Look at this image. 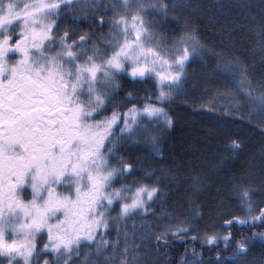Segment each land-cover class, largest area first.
Here are the masks:
<instances>
[{
  "label": "snow or ice",
  "instance_id": "snow-or-ice-1",
  "mask_svg": "<svg viewBox=\"0 0 264 264\" xmlns=\"http://www.w3.org/2000/svg\"><path fill=\"white\" fill-rule=\"evenodd\" d=\"M75 3L0 0V264H77L83 248L88 252L79 264H140L138 240L166 248L170 237L198 231L194 203L190 218L157 215L152 206L166 193L131 149L147 146L160 155V138L149 128L172 125L160 105L171 101L186 66L207 49L191 30L175 39L161 35L162 25L148 16H168L163 0H112L105 9L110 16L90 12L92 23L109 28L100 40L72 26L77 21L66 10ZM260 34L264 49V24ZM218 55L225 77L246 86L245 106L264 113V91L253 94L245 63ZM124 77L151 81L156 94L125 91ZM238 191L246 217L223 226L264 227V200L254 202L257 193L243 185ZM141 214L169 222L145 223L151 231L142 235L127 231L126 221ZM203 239L227 246L234 236ZM246 243L235 241L238 253Z\"/></svg>",
  "mask_w": 264,
  "mask_h": 264
},
{
  "label": "trees",
  "instance_id": "trees-1",
  "mask_svg": "<svg viewBox=\"0 0 264 264\" xmlns=\"http://www.w3.org/2000/svg\"><path fill=\"white\" fill-rule=\"evenodd\" d=\"M163 2L169 7L166 18L156 12H150L148 16L157 25H162L161 35L175 39L191 30L207 53L193 58L186 66L187 76L181 88L170 102L160 105L169 112L172 125L159 127L153 123L149 128L150 134L160 138V155L147 146L131 151L141 158L143 166L156 173L166 193L160 203L152 206L157 215L190 218L194 203L199 209V215L195 217L198 231L170 237L166 248L154 247L152 240H138L137 244H141L140 264H183L196 258L207 264H223L224 259L231 263L240 255L245 257L246 264H264V236L261 235L264 227L223 226L234 217H246V212L241 211L240 186L257 193L252 196L254 202L264 200V113L258 107L245 106L247 97L243 93L246 86L242 87L238 78L225 77L224 64L218 55L223 54L225 61L239 57L249 69L253 94L264 91L260 87L264 79V49L260 34V25L264 24V0ZM111 3L112 0H96L95 6L90 7L88 0H76L74 7L66 11L77 21L73 27H78L81 32H95L97 35L92 39L100 40L109 28L92 23L90 12L97 17L110 16L105 9ZM67 26L62 25V28ZM121 83L125 91H133L139 97L156 94L151 81L139 82L124 77ZM225 104L230 106L223 108ZM233 141L240 145L239 149L233 148ZM260 206L264 207V204ZM168 222L141 214L128 219L126 225L127 231L142 235L151 231L143 227L145 223ZM229 233L233 234L234 241L227 246L223 240L208 245L203 239L205 235L222 237ZM245 238L246 251L238 253L235 241ZM87 252L88 249L83 248L79 258H74L77 264L84 260ZM88 259L95 257L89 255ZM0 261L4 260L0 258Z\"/></svg>",
  "mask_w": 264,
  "mask_h": 264
},
{
  "label": "rangeland",
  "instance_id": "rangeland-1",
  "mask_svg": "<svg viewBox=\"0 0 264 264\" xmlns=\"http://www.w3.org/2000/svg\"><path fill=\"white\" fill-rule=\"evenodd\" d=\"M15 58V57H14ZM63 189H61V191H62ZM46 238V237H45ZM0 258H2L3 260H4V258L3 257H0ZM245 257L242 255H240V257H239V259H237V260H235L234 262H231L230 263V261L229 260H226V259H224L223 261H222V263L223 264H246V260L244 259ZM45 259H53V256H51V255H49V256H46L45 257ZM5 264H6V262H5ZM189 264H207L206 262H204L202 259H193V260H191V261H189Z\"/></svg>",
  "mask_w": 264,
  "mask_h": 264
},
{
  "label": "flooded vegetation",
  "instance_id": "flooded-vegetation-1",
  "mask_svg": "<svg viewBox=\"0 0 264 264\" xmlns=\"http://www.w3.org/2000/svg\"><path fill=\"white\" fill-rule=\"evenodd\" d=\"M14 55V57H15V54H13Z\"/></svg>",
  "mask_w": 264,
  "mask_h": 264
}]
</instances>
